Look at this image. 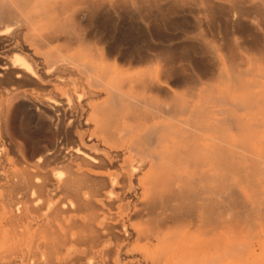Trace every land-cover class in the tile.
Masks as SVG:
<instances>
[{
    "label": "bare ground",
    "instance_id": "6f19581e",
    "mask_svg": "<svg viewBox=\"0 0 264 264\" xmlns=\"http://www.w3.org/2000/svg\"><path fill=\"white\" fill-rule=\"evenodd\" d=\"M262 181L264 0H0V264H233Z\"/></svg>",
    "mask_w": 264,
    "mask_h": 264
},
{
    "label": "rangeland",
    "instance_id": "374dc122",
    "mask_svg": "<svg viewBox=\"0 0 264 264\" xmlns=\"http://www.w3.org/2000/svg\"><path fill=\"white\" fill-rule=\"evenodd\" d=\"M132 22H134L133 23L134 25L137 22L136 25H135V27H133V30L131 31L132 36H134V39H136L137 42L142 41L140 39H144V37H145V39L146 38L149 39L147 37V32L145 31V29H143L140 26L141 25L140 22H138L136 20L135 21L132 20ZM124 28H125V26L124 27L121 26V28L119 27V29L116 28L115 31H114V33L116 32V34H114L112 32L111 28H110V31L112 32V34H114L117 37V40L119 42H121V41L124 42L123 41L125 39L124 37L127 36V35H125L127 33L126 32L127 29L126 28L124 29ZM173 28L174 27L171 24H166L165 25V24H160L159 23V27L157 29L158 30L157 34L160 35V38L162 37V38H164V40H168L167 43L166 42L164 43L166 46L169 45V47L172 46L173 48H179V47L181 48L182 45L184 46V44H181V43H185V42H183L182 39H181L182 42L179 41L180 39H179L178 31H176V28H175V31H176L175 32ZM177 34H178V36H177ZM174 35H176L177 37L174 36ZM173 38L174 39L176 38V40H174ZM177 39H178V41H177ZM151 41L152 42H155V40H153V39ZM158 41L156 40V42H157L156 44H159L160 43V41H159V43H158ZM177 42H178V44H180V46L177 44ZM175 44H176V46H175ZM178 61L176 62V64L179 66V68L183 69V71H184L185 74L190 73V72H192V71L195 70V66L194 65L193 66L191 65V63H192L191 61H188L186 59H181V61H179V62ZM192 69H194V70H192ZM207 83H208V81H205V79H202L200 81L199 85H198L200 87H198V88L207 87ZM184 88H185V86L182 85V84L181 85H177L178 92L179 91H183ZM11 106H12V108H11ZM17 109L18 108L15 106L14 102L10 103L9 106H8V110H7V111L10 110L7 113V115H6V116L9 115L7 118H9V117L11 118V117L15 116L17 120H20L19 118H21V113ZM46 131L49 132V129L47 128ZM51 142H52V140H51V138L49 136L47 137V135H42L40 137V141L38 143V148L39 147H40V149L43 148L45 146V144H49L50 145ZM25 154H26V152H25ZM232 176H234V175H232ZM235 177L236 176H234V179L232 178V180H237V177L236 178ZM262 183H263V181H262ZM262 183H261V185L259 184V188L263 187L264 183H263V185H262ZM244 184L246 185V183H243L242 185L240 184V182L238 183V185H240V186H243ZM238 185H237V189L239 188V191H241V190L244 189L243 187L245 185L243 187H241L242 189H240V187ZM247 187H245L246 188L245 191L243 190V193H245L244 194L245 196L247 195L246 191L248 192V190H249V189L247 190ZM261 189H263V188H261ZM250 190H251V188H250ZM241 193H242V191H241ZM243 193H242V195H243ZM248 196H246L247 199L249 198ZM249 199H251V197ZM228 214H229V212H228ZM224 215L230 218V223H236L238 225V226H235L236 224L235 225L229 224L227 226L224 225V227H229L230 225H233L235 227H240V229H241L240 230V233H238V234L237 233L234 234V232H233L232 229H231V231H228V232L227 231H223L221 229L219 230V234H222L223 236H225V239L226 240H228L230 242H233L235 244V246H236L235 247V250L237 249L236 251L233 250L228 256H226L227 257L226 259L231 260L233 262V264H238L239 261H243V260L246 263H249V264H258V263L262 264V262L264 260V219L262 218V216L261 215H258V214H257V216L255 214L254 215H251V216H246V215L243 214L244 216H241V217L239 216V218H241L240 219L241 222H239L238 221L239 220L238 217L237 218L236 217H231V215H226L225 213H224ZM244 219H245V221H244ZM232 220H233V222H231ZM248 220L250 221L251 224L249 223ZM246 221H248V222H246ZM246 224H247V226H245ZM233 226H230V227H233ZM219 227H223L222 224H221V226L219 225ZM239 247H240V249H239ZM219 254H220V252H219ZM219 256L221 257L222 255H219Z\"/></svg>",
    "mask_w": 264,
    "mask_h": 264
}]
</instances>
